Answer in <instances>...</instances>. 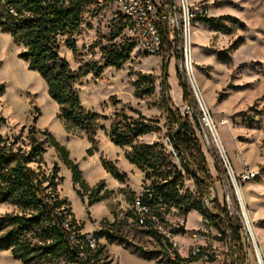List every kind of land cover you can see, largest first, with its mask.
I'll return each mask as SVG.
<instances>
[{"label": "rangeland", "instance_id": "1", "mask_svg": "<svg viewBox=\"0 0 264 264\" xmlns=\"http://www.w3.org/2000/svg\"><path fill=\"white\" fill-rule=\"evenodd\" d=\"M188 1L194 10L198 9V16H222L218 30L205 27L199 21H196L198 23L195 26L191 24L190 55L202 97L235 172H261L242 182L241 191L264 256V0ZM119 28L120 20L114 5L88 2L79 33L74 36L80 59L74 58L63 44L60 45L59 53L73 69H77L83 61L99 60L100 46L108 44L110 36ZM201 34L206 37L204 44L198 36ZM122 36L121 32L113 41L120 40ZM94 40L100 41V45L89 49ZM21 50L22 47L14 43L8 33L0 31V82L4 84V91L0 95V115L5 118L0 131L8 136L18 135L15 146L20 145L26 150L29 148L26 136L29 126L35 128L34 134L40 140L46 139V134L42 133L46 131L64 146L68 157L81 170V176L89 188L102 183L101 191L107 189L108 192L100 201L87 205L88 188H81L82 196L76 192L79 186L73 184L69 168L54 146L46 142L43 143L45 151L40 164H29L45 176H51L53 166L57 167L56 176L60 178L55 179L56 190L59 196L69 202L74 218L82 224L81 232L90 236L94 230H98L102 220L121 221L131 207L129 192L138 195L142 192L143 184L148 183L144 180V172L125 157V151L129 147H120L108 137L107 132L115 119V112L123 108L127 115L136 116L128 109L129 105L146 118L156 120L158 129L141 136L139 141L161 143L167 130V120L159 104V81L163 66L169 87L165 94L169 96L170 104H179L181 107L186 102L182 101L175 58L171 57L167 62L157 56L144 54L141 45L137 44L130 53V58L120 68L108 66L97 76L88 73L80 79L76 87L82 107L99 115L92 145L82 130L66 124L59 117V106L49 97L44 79L39 73L29 69L19 57ZM136 72L149 73L155 77L154 91L141 98L133 94L132 81L136 78ZM110 96H115L119 102L111 104ZM90 147L93 152L87 154ZM201 150L214 185L215 198L222 206L226 180L218 151L212 141L209 145L201 144ZM100 157L112 162L120 172L125 173V179L120 181L106 172ZM185 185L190 189L193 187L188 181ZM231 191L233 192L232 189ZM233 199L235 208L239 210L240 205L234 193ZM210 207L215 210L212 202ZM12 209L8 204H0V213ZM182 211L176 206L169 208L164 215V227L183 225L187 229L196 228L198 212L190 210L184 214ZM127 223L124 228L125 238L131 247L144 254L158 249L156 240L142 233V229L130 218ZM100 242L108 254L105 264H165L158 262L157 258L140 257L123 245L108 243L103 239ZM178 242L184 245L188 240L180 237ZM181 251H184V246ZM0 264L22 263L9 250H0ZM50 264H65V258L61 256ZM193 264L202 263L197 261Z\"/></svg>", "mask_w": 264, "mask_h": 264}, {"label": "trees", "instance_id": "2", "mask_svg": "<svg viewBox=\"0 0 264 264\" xmlns=\"http://www.w3.org/2000/svg\"><path fill=\"white\" fill-rule=\"evenodd\" d=\"M91 1L95 0H0V31L8 33L14 43L22 47L19 57L29 69L44 79L49 97L59 106V117L66 124L82 130L93 145L99 115L82 107L76 85L88 73L97 76L105 67L120 68L130 58L136 43L124 36L113 41L122 32L120 24V28L110 36V42L100 46L99 60L83 61L77 69H73L59 53L60 45L69 49L74 58L80 55L74 36L79 33L84 8ZM220 19L222 16H198L196 13L193 21L218 30ZM98 45L100 41L94 40L89 49ZM176 75L182 90V101L185 102L189 97L187 86L177 69ZM166 77L163 66L159 81V104L167 120L165 136L176 158L167 152L163 142L139 141L141 136L158 129L156 120L146 118L129 105L128 109L136 116L127 115L123 108L115 112L108 137L120 147H129L125 157L144 172V180L148 183L143 184L142 192L138 195L129 192L131 207L121 221L102 220L101 226L90 236L81 232L82 224L74 218L69 202L56 190L55 179L60 178L56 176L57 167L53 166L51 176H45L29 164H40L45 151L43 143L46 142L54 146L69 168L73 184L79 186L76 192L82 196L81 188H88L87 205L100 201L108 190L101 191L102 183L89 188L64 146L46 131H42L46 139L40 140L34 134L35 128L29 126L27 150L20 145L15 146L18 135L8 136L0 131V204L13 207L0 213V250H9L22 264H50L61 256L65 258V264H105L108 254L100 242L103 239L108 243L123 245L146 259L157 258L158 262L165 264H184V259L179 256L172 260L160 258L159 255L165 253L168 240L155 228L153 217L164 223V215L172 206L179 207L184 214L190 210L204 213L201 201L208 195V188L213 183L201 150L198 123L194 118L182 117L179 107L170 104V98L165 94L169 88ZM132 85L134 96L141 98L154 91L155 77L136 72ZM3 91L4 84L0 82V95ZM109 100L111 104L119 102L115 96H110ZM4 123L5 118L0 115V128ZM92 152V147L87 149V154ZM100 160L106 172L120 181L125 179L126 174L120 172L112 162L102 157ZM187 181L193 186L191 189L185 185ZM121 191L125 192L124 189ZM136 201L146 210L138 211ZM212 203L215 212H210L211 216H227L217 198H213ZM129 218L142 229V233L156 240L157 250L144 254L131 247L124 229ZM177 230L184 231V228L180 225ZM232 232L236 238L239 237L237 226L232 228ZM89 238L93 239L94 247L90 246Z\"/></svg>", "mask_w": 264, "mask_h": 264}, {"label": "built area", "instance_id": "3", "mask_svg": "<svg viewBox=\"0 0 264 264\" xmlns=\"http://www.w3.org/2000/svg\"><path fill=\"white\" fill-rule=\"evenodd\" d=\"M98 5L112 4L119 17L122 34L142 47L144 54H151L165 59L175 58L176 68L183 78L189 93V101L179 108L182 117L194 118L198 123V134L203 145L212 141L219 155V162L225 175L222 206L227 216H211L210 203L215 198L214 186H209L208 195L203 197L201 204L204 213L198 214L196 228L184 231L165 228L164 223L153 217L155 228L168 240L165 253L159 255L163 260H172L177 256L183 258L182 263L193 264H264V256L258 243L253 222L244 212L240 202L241 183L258 175L259 171H241L236 173L223 145L217 135L216 126L211 117L196 79L190 49V28L196 10L188 0H95ZM191 101V102H190ZM224 123V120H221ZM163 144L173 157V150L168 137L164 136ZM233 190V192L230 190ZM240 209L235 208L236 203ZM224 203V204H223ZM138 206V211L146 210ZM140 223L142 219L140 218ZM237 226L238 238L232 232ZM187 238V244H180L178 238ZM90 246L94 241L89 238ZM184 246V251H181Z\"/></svg>", "mask_w": 264, "mask_h": 264}, {"label": "bare ground", "instance_id": "4", "mask_svg": "<svg viewBox=\"0 0 264 264\" xmlns=\"http://www.w3.org/2000/svg\"><path fill=\"white\" fill-rule=\"evenodd\" d=\"M240 199H241V202H240V205H241V207L244 209V212L247 214V212H248V214H250V211H249V209H248V207H246L247 205H246V203H245V201H244V198H243V194H242V191L240 190ZM247 214V215H248ZM251 216V215H250ZM249 217V216H248ZM250 218V217H249ZM251 219V218H250Z\"/></svg>", "mask_w": 264, "mask_h": 264}, {"label": "crops", "instance_id": "5", "mask_svg": "<svg viewBox=\"0 0 264 264\" xmlns=\"http://www.w3.org/2000/svg\"><path fill=\"white\" fill-rule=\"evenodd\" d=\"M197 10H198V9H196V11H197ZM197 23H198V22H196V21H193V22H192V24H194V26L197 25ZM204 26L206 27L207 25L204 24ZM207 27H208V26H207ZM209 35L211 36V35H212V32H211ZM198 36H199V38H200V40H201V43L204 44V42H205V38H206V37H204V34H201V35H198ZM210 36H209V37H210ZM197 66H198V65H197ZM176 106L180 107L179 104H177ZM116 264H117V263H116Z\"/></svg>", "mask_w": 264, "mask_h": 264}]
</instances>
